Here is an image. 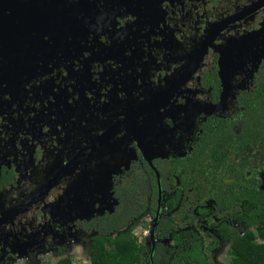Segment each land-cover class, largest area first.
<instances>
[{
    "label": "flooded vegetation",
    "instance_id": "obj_1",
    "mask_svg": "<svg viewBox=\"0 0 264 264\" xmlns=\"http://www.w3.org/2000/svg\"><path fill=\"white\" fill-rule=\"evenodd\" d=\"M251 188L264 0H0V264H231Z\"/></svg>",
    "mask_w": 264,
    "mask_h": 264
},
{
    "label": "trees",
    "instance_id": "obj_2",
    "mask_svg": "<svg viewBox=\"0 0 264 264\" xmlns=\"http://www.w3.org/2000/svg\"><path fill=\"white\" fill-rule=\"evenodd\" d=\"M254 127V134L261 136L263 124ZM234 196L237 194H233ZM247 199V217L244 230L231 244V264H264V191L251 188L242 192ZM114 249L108 250L101 243L92 251L91 264H136L140 261V251L134 242L120 241ZM56 264H72L63 259Z\"/></svg>",
    "mask_w": 264,
    "mask_h": 264
},
{
    "label": "rangeland",
    "instance_id": "obj_3",
    "mask_svg": "<svg viewBox=\"0 0 264 264\" xmlns=\"http://www.w3.org/2000/svg\"><path fill=\"white\" fill-rule=\"evenodd\" d=\"M40 258H41L40 260H42L41 264H54L55 262H57V259H51L47 255L40 256ZM72 264H84V263H82L78 259H73Z\"/></svg>",
    "mask_w": 264,
    "mask_h": 264
},
{
    "label": "snow or ice",
    "instance_id": "obj_4",
    "mask_svg": "<svg viewBox=\"0 0 264 264\" xmlns=\"http://www.w3.org/2000/svg\"><path fill=\"white\" fill-rule=\"evenodd\" d=\"M44 39H45V40H47V39H48V37H47V36H45V37H44ZM139 98H140V100H143V99H144V97H143V96H140ZM161 111H163V109H161Z\"/></svg>",
    "mask_w": 264,
    "mask_h": 264
}]
</instances>
